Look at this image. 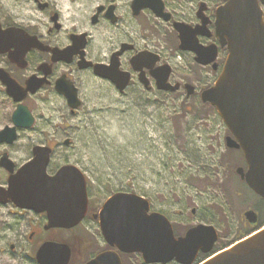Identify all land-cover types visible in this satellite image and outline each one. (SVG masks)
Masks as SVG:
<instances>
[{"label": "flooded vegetation", "instance_id": "obj_1", "mask_svg": "<svg viewBox=\"0 0 264 264\" xmlns=\"http://www.w3.org/2000/svg\"><path fill=\"white\" fill-rule=\"evenodd\" d=\"M225 1L0 0V76L12 80L13 84L20 89H29L20 103L31 111L34 122L35 116L31 105L45 94L63 99L67 110L71 115H75L77 110L74 112L70 110L67 99L58 92L56 86L71 84L75 87L81 106L82 100L79 98V93L85 79L90 77L104 81L118 94L126 93L132 98L135 97L136 100L152 92L156 95L168 96L182 90L186 97L197 95L200 101V92L212 86L226 60L227 50L219 46L213 34L214 11ZM187 26L191 29L185 36L186 40H181L178 28L185 29ZM192 29L195 30L194 35ZM182 41L186 45L189 43L193 45L196 41V45L202 46L204 50L211 43L215 44L218 48L215 60L199 63L196 60L195 51L189 48L184 49ZM209 56L210 51L206 50L203 58L207 60ZM166 64L169 65L170 72L167 82L172 86L178 85L175 90H162L157 87L155 76L163 73ZM95 65L103 66L108 74H112L111 79L96 75ZM124 80L126 86L120 92L116 84ZM190 84L193 89L188 95L186 85ZM196 84L199 88L195 86ZM0 91L13 102V110H15L19 102L13 101V97L7 94L6 85L2 79H0ZM143 101H145L144 98ZM213 116L218 120L221 131L217 132V129H214L210 132L213 137L211 143L218 145L219 141V145L215 149L213 146L211 151L216 153L219 150L218 154L216 153L218 158L215 159L219 161V167H222L221 172L222 170L226 172L223 174L224 178L220 177L222 173H216L219 175L217 178L214 174L215 167L208 168L211 171V178H207L204 182L213 186L214 181L221 180L223 185L215 190L225 194L221 193L223 199L209 204L210 206L193 207L190 197L185 194L186 189L190 188L187 183L182 190H176L173 193L172 197L175 201H172L168 207L155 206L151 199L140 194L148 201L147 214L158 213L166 217L175 239L185 238L186 233L196 225H211L216 230L217 239L208 251L198 247L190 263L170 260L166 264H202L219 251L252 235L264 225V215L256 208V201L260 202L261 206L264 201L248 189L245 180L236 170L238 167L246 170L242 150L226 146V138L230 136V133L220 117L217 114ZM19 130L17 129V132ZM46 145L51 147L50 155L52 156L56 145L51 142ZM220 146L222 148H218ZM212 152L210 154H214ZM237 157L241 160L238 165L233 163ZM31 158L32 156L29 159ZM211 159L215 161L213 155ZM14 164L15 169L21 165L16 164L15 161ZM64 164L69 163H62L48 172L53 174ZM0 169L6 174V183L0 186L6 187L8 172L5 168L0 167ZM227 174L234 175L239 181L237 191L231 192L227 186L229 185V177L225 178ZM121 191L131 192V190L123 189ZM227 192L233 203L230 198L227 199L229 196ZM112 194L114 193L108 196ZM246 195H248L247 198ZM108 196L105 198L107 199ZM216 197L220 196L217 194ZM87 198L88 210L81 222L72 228H48L46 212L37 213L29 209H19L10 201L5 204L0 202V210H5L2 216L0 214L1 217L5 214L21 217L15 222L4 223L1 234L16 237L17 226L21 225L20 220H23L22 226L25 227L26 246H28L26 255L20 254L21 250L19 252V247L17 248L13 242L9 243L7 249H0L2 258L0 264H41L36 254L43 246L41 244L46 241L59 244L49 245L42 259L45 260V264H86L98 257L102 258L98 259L96 264H160L159 261L149 262L148 257L146 258L142 252H125L115 244L104 240L98 219L100 207L105 201L101 204L93 202L89 196L88 187ZM235 198L241 199L238 204L235 203ZM233 207L237 210L236 215L232 212ZM223 210L228 214H224ZM251 210L256 213V217L250 218L245 214L246 211ZM142 229L144 231L140 230V235L143 237L151 236L152 230L160 235L161 223H155L151 218L148 224L143 222ZM148 230L150 234L147 233ZM202 234L198 235L201 243L207 240L204 233ZM145 243L147 245V241ZM157 251L161 252L159 249Z\"/></svg>", "mask_w": 264, "mask_h": 264}, {"label": "water", "instance_id": "obj_2", "mask_svg": "<svg viewBox=\"0 0 264 264\" xmlns=\"http://www.w3.org/2000/svg\"><path fill=\"white\" fill-rule=\"evenodd\" d=\"M263 8L264 0H226L215 9L213 34L219 46L226 48L227 55L215 82L200 92V101L214 107L216 114L226 125L230 132V136L226 138V146L240 148L246 162V170L238 167L237 173L245 180L248 188L264 200ZM189 29L191 28L188 26L185 29L178 28L181 40H186ZM182 42L184 49L195 51L199 63L215 60L218 49L215 44L211 43L204 50L202 46L196 45V41L193 45ZM206 50L210 51L207 60L203 58ZM103 68L95 65L94 73L111 79L112 74H108ZM169 73V65L166 64L163 73L156 74L159 89L178 88V85L172 86L167 82ZM0 79L6 85L7 94L13 97V101L19 102L12 113L13 125L4 126L0 130V143L12 144L18 138L17 129L34 125L31 111L20 103L29 89L18 88L12 80L4 79V76H0ZM125 82L116 84L120 92L126 86ZM56 88L67 99L70 110L74 112L80 105L75 87L71 84H59ZM186 89V94L190 95L193 87L191 84L186 85ZM63 143L69 144L67 139ZM50 154L49 145H36L31 150L32 158L15 169L14 162L4 152L0 156V167L7 170L8 177L6 187L0 186V202L5 204L10 201L19 209L46 212L48 228H72L81 222L88 210L86 177L71 163L61 165L53 174L48 173ZM148 210V201L143 196L116 191L105 200L99 211V228L104 240L125 252H142L149 262L166 264L170 260L190 263L198 247L208 251L217 239L216 230L211 225H196L186 233L185 238L175 239L166 217L158 213L148 215ZM245 214L250 218L256 217L252 210ZM151 218L153 222L161 223L160 235L152 230L151 236L143 237L140 235V230L144 231L142 224H148ZM147 233L150 234V231ZM202 233L207 240L201 243L198 235H203ZM51 244L59 243L46 241L41 244L43 246L36 254L41 264H45L43 255ZM100 258L102 257L86 264H96ZM202 264H264V227Z\"/></svg>", "mask_w": 264, "mask_h": 264}, {"label": "rangeland", "instance_id": "obj_3", "mask_svg": "<svg viewBox=\"0 0 264 264\" xmlns=\"http://www.w3.org/2000/svg\"><path fill=\"white\" fill-rule=\"evenodd\" d=\"M195 86L199 88L197 84ZM82 87L79 93L82 105L75 115L70 114L65 101L58 96L45 94L36 99L31 105L34 126L20 129L12 144H0V154L5 151L13 162L22 164L31 157L33 146L51 142L56 147L48 170L62 163L76 165L87 179L89 196L98 204L110 193L123 189L148 197L155 206L168 207L175 201L173 193L182 190L186 183L190 188L185 194L190 197L193 207L198 205L200 208V205L223 199V192H216L218 186L223 185L221 180L214 181L213 186L204 182L211 178L208 168L214 167L211 166L214 162L211 155L218 158L219 151L217 154L211 151L219 141L218 145L212 144L210 132L221 131L213 116L216 113L209 104H201L197 95L186 97L182 90L168 96L152 92L143 97L145 101L143 98H137V101L126 93L118 94L108 83L93 77L85 79ZM13 109V102L0 91V130L12 126ZM66 139L69 145L63 144ZM221 146L218 148L224 149V144ZM233 163L240 164V158ZM218 168L212 173H222L220 177L224 178L226 170L221 172L222 167ZM5 177V171L0 169V184L6 183ZM227 177L231 192L237 191L239 181L232 174ZM217 194L220 197H216ZM229 198L232 202L230 195ZM235 200L238 204L241 199ZM256 208L262 210L264 207L256 201ZM233 209L235 214L237 210ZM3 213L5 210H0L1 216ZM224 214L228 212L224 211ZM1 216L0 249H7L13 242L19 252L21 250L20 254L27 255L24 221L20 220L21 225L17 222L16 237L2 235L4 223L15 222L21 217Z\"/></svg>", "mask_w": 264, "mask_h": 264}, {"label": "trees", "instance_id": "obj_4", "mask_svg": "<svg viewBox=\"0 0 264 264\" xmlns=\"http://www.w3.org/2000/svg\"><path fill=\"white\" fill-rule=\"evenodd\" d=\"M212 156V155H211ZM215 159V158H214ZM212 166H214L215 167V171L217 170V169H219L218 168V166H219V161H217L216 159H215V161L213 162V165ZM206 175L207 174H209V172L207 171L206 173H205ZM211 186V185H210ZM263 207H264V202H263ZM257 210L260 212V213H262L263 215H264V208L262 209V210H260V209H258L257 208Z\"/></svg>", "mask_w": 264, "mask_h": 264}]
</instances>
